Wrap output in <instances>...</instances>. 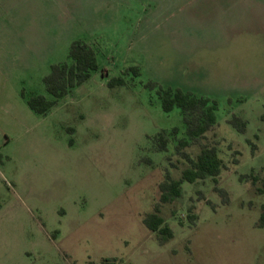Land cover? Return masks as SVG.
<instances>
[{"label": "rangeland", "instance_id": "1", "mask_svg": "<svg viewBox=\"0 0 264 264\" xmlns=\"http://www.w3.org/2000/svg\"><path fill=\"white\" fill-rule=\"evenodd\" d=\"M75 40L99 70L34 111ZM160 86L217 103V124L183 150L215 145L225 164L168 203L161 182L190 164ZM252 173L264 174V0H0V264H264ZM157 204L175 232L164 245L144 223Z\"/></svg>", "mask_w": 264, "mask_h": 264}, {"label": "trees", "instance_id": "2", "mask_svg": "<svg viewBox=\"0 0 264 264\" xmlns=\"http://www.w3.org/2000/svg\"><path fill=\"white\" fill-rule=\"evenodd\" d=\"M69 58V62L54 64L51 72L45 77L46 88L52 98L38 94L28 99V104L34 111L47 114L61 98L66 96L76 86L88 80L93 71L99 70L96 50L83 40H75L71 44ZM122 83L124 81L120 77L113 79L110 85ZM159 93L162 106L166 111H171L176 106L181 108L188 135L179 139L177 149L189 161L190 165L182 171V175L178 179L173 178L168 172L166 179L160 184L161 202L168 203L182 195L185 181L194 183L211 177L215 183H218L225 164L215 145L202 144L201 150L196 157H192L187 151L183 150L191 141L204 137L206 132L217 124V103L209 97L196 94L193 91H186L181 87L160 86ZM230 122L240 132H246L248 122L243 117L234 115ZM178 132V128H173L169 134L177 135ZM169 134L164 130L154 138L159 150H167L171 138ZM251 176L257 192L264 193V174L261 176L260 174L252 173ZM259 182H261V185H258ZM216 189L222 193L224 203H227L229 201L228 191L217 186ZM189 217L191 219L195 218L194 214ZM144 223L151 231L156 233L158 242L161 245L168 243L175 236L173 228L161 214L160 204H157L155 210L144 217ZM259 225L264 227V209L260 216ZM108 260L106 258V261Z\"/></svg>", "mask_w": 264, "mask_h": 264}]
</instances>
